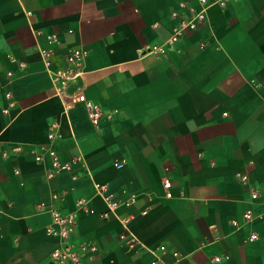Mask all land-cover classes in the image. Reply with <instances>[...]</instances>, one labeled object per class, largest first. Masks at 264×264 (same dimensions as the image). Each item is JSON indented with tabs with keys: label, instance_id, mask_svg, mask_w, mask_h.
Returning a JSON list of instances; mask_svg holds the SVG:
<instances>
[{
	"label": "crops",
	"instance_id": "obj_1",
	"mask_svg": "<svg viewBox=\"0 0 264 264\" xmlns=\"http://www.w3.org/2000/svg\"><path fill=\"white\" fill-rule=\"evenodd\" d=\"M201 6L0 0V264H59L51 210L74 216L81 264H264V0L209 7L165 45ZM80 47L58 92L48 70ZM48 146L71 170L47 177Z\"/></svg>",
	"mask_w": 264,
	"mask_h": 264
},
{
	"label": "built area",
	"instance_id": "obj_2",
	"mask_svg": "<svg viewBox=\"0 0 264 264\" xmlns=\"http://www.w3.org/2000/svg\"><path fill=\"white\" fill-rule=\"evenodd\" d=\"M229 1L230 0H200L202 6L199 9V11H197L194 17H192L191 19L182 20L179 26L176 28L174 34L167 39L165 45L174 44L177 38L181 36L185 30H196L199 24L205 20V14L209 7H212L214 5H221L225 7L228 5ZM173 15L175 17L178 16L177 13H174ZM50 38L53 40L54 37L51 36ZM163 49H164V45L157 46L154 48V51H162ZM87 55H88V50L86 48L83 47L75 48L71 53L68 54L66 67L59 68L56 70H52V69L48 70L50 77L52 78V81L54 82V85L56 86L58 92L63 87L67 86V84L70 81L76 79L78 76L83 74V69H84L83 64ZM48 64L50 66V63ZM7 97L10 98L11 94L8 93ZM70 103L74 105L79 103H84L92 122L96 125L100 123L103 117V110L101 106L98 105L97 103H94L93 101L88 100L83 93H78L75 96H73L71 98ZM50 137L53 138L54 135L51 134ZM46 156L51 158V163H50L51 169L47 172L48 178H52L58 173H61L63 171L71 170L72 164L69 162L62 161L59 153L52 146L42 147V153L38 154L36 156V159L38 162L46 163L47 162ZM240 177L244 181L248 180L247 175H241ZM164 186L166 189L169 190L171 187L170 181L166 180L164 182ZM167 195L171 196V192L168 191ZM257 197H258L257 193H254L253 198H257ZM84 204H85L84 201L82 199H79L77 201L78 209L82 211L85 210ZM114 204L115 203H112V205ZM51 213L53 216V222L48 227L47 234L51 238L56 239L58 243V247L53 254L55 259L59 262V264H68V262L70 263L72 262L73 264H81L80 254H79L80 252L78 250H75L74 247L69 244L70 235L74 231V227H75L74 216L71 214L61 215L56 210H51ZM251 217H252L251 212H247L245 214L246 219H250ZM257 237H258L257 234H253L251 236V240H256ZM80 249L86 250L87 247L82 246ZM175 256L178 257L179 254L175 253ZM223 259H229V256H223V257L216 256L213 258L215 262H220ZM154 264H163V263L155 262ZM175 264H181V262L178 261Z\"/></svg>",
	"mask_w": 264,
	"mask_h": 264
}]
</instances>
